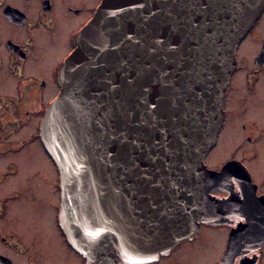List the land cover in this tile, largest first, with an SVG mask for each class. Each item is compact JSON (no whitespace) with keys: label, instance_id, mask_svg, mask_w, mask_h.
I'll return each instance as SVG.
<instances>
[{"label":"water","instance_id":"obj_1","mask_svg":"<svg viewBox=\"0 0 264 264\" xmlns=\"http://www.w3.org/2000/svg\"><path fill=\"white\" fill-rule=\"evenodd\" d=\"M264 0H102L40 124L59 174V225L85 264H154L221 223L229 174L208 169L235 49ZM233 207L255 210L252 198ZM264 243V216L231 230L220 264Z\"/></svg>","mask_w":264,"mask_h":264},{"label":"flooded vegetation","instance_id":"obj_2","mask_svg":"<svg viewBox=\"0 0 264 264\" xmlns=\"http://www.w3.org/2000/svg\"><path fill=\"white\" fill-rule=\"evenodd\" d=\"M101 1L0 0V264H85L59 225V174L41 143L40 124L61 89L60 69L76 36ZM234 55L221 128L208 153L222 140L228 151L222 161L204 164L214 171L240 164L247 192L230 173L226 190L210 194L229 203L222 222L200 223L197 235L154 264H180L184 258L177 250L204 232L223 237L222 246L203 257L206 264H220L231 230L249 215L264 216V2ZM248 198L256 201L255 210L233 207ZM233 255L226 264H264V243Z\"/></svg>","mask_w":264,"mask_h":264},{"label":"rangeland","instance_id":"obj_3","mask_svg":"<svg viewBox=\"0 0 264 264\" xmlns=\"http://www.w3.org/2000/svg\"><path fill=\"white\" fill-rule=\"evenodd\" d=\"M227 151L225 142L222 140L221 145L215 151L208 153L204 160L205 164L211 166L222 161ZM223 241L224 239L219 232H210L209 234L204 232L192 243L181 246L177 250L176 255H182V258H184L180 264H206L204 263L203 257L217 250L219 248V242L222 246ZM201 260L203 261L200 262Z\"/></svg>","mask_w":264,"mask_h":264}]
</instances>
